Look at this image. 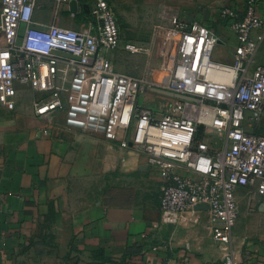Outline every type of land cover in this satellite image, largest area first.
Returning a JSON list of instances; mask_svg holds the SVG:
<instances>
[{"label": "built area", "instance_id": "2783aa9c", "mask_svg": "<svg viewBox=\"0 0 264 264\" xmlns=\"http://www.w3.org/2000/svg\"><path fill=\"white\" fill-rule=\"evenodd\" d=\"M38 1L1 0L0 108L14 111L16 84L29 85L39 96L32 104L37 118L53 123L66 113L82 132L142 155L165 182L161 222L176 225L183 214L207 205L214 240L229 251L226 264H234L236 191L253 189L264 197V64L256 60L260 44L255 38L263 27L261 0H247L240 19L233 7L224 12L235 34L232 64L213 59L220 43L208 28L174 18L180 40L165 85L117 71L115 51L149 57L151 48L122 39L118 15L107 0L88 4L91 21L82 30L56 24L39 29L34 21ZM50 1L56 15L70 2ZM217 73L230 79H212ZM148 92L168 95L175 103L158 114L139 103ZM216 138L219 148L212 145ZM178 168L191 176L178 175Z\"/></svg>", "mask_w": 264, "mask_h": 264}, {"label": "crops", "instance_id": "0c3cea01", "mask_svg": "<svg viewBox=\"0 0 264 264\" xmlns=\"http://www.w3.org/2000/svg\"><path fill=\"white\" fill-rule=\"evenodd\" d=\"M89 1L78 0L76 15L69 4L56 15L54 2L39 0L34 21L39 29L52 24L88 28L91 18L82 6ZM107 1L119 24H137L139 19H129L132 12L155 0ZM220 5L238 13L244 9L243 0H166V30L124 24L122 39L153 50L166 47V66L173 65L179 34L172 31V20L203 22V8H210L208 17H216ZM1 7L0 0V12ZM263 13L261 0L258 14ZM226 36L219 37L220 44L235 41L234 33ZM118 66L122 73L125 68ZM16 90V109L0 108V264H226L229 251L214 240L209 207L194 208L178 224L164 225L165 182L142 155L82 132L66 113L53 123L37 118L32 104L39 96L29 85L17 83ZM177 174L191 176L181 168ZM236 199L234 264H264V197L239 188Z\"/></svg>", "mask_w": 264, "mask_h": 264}, {"label": "rangeland", "instance_id": "374dc122", "mask_svg": "<svg viewBox=\"0 0 264 264\" xmlns=\"http://www.w3.org/2000/svg\"><path fill=\"white\" fill-rule=\"evenodd\" d=\"M92 1L93 0H90L89 3H92ZM246 2L247 0H243L244 9L241 13H238L239 19L244 17ZM228 8H231V6L220 5L218 8L219 15L216 17H208V14H210V8L205 6L201 14L204 21L198 22V24L208 28V30L214 33L218 38H227V33H233L229 27L232 19L224 13ZM132 13L133 14L130 15L129 19H139L140 23L124 22L122 24L120 22L121 30H123L124 24L128 25L129 29L136 25H139V28H141L153 24L157 29L162 28L166 30V0L164 2L163 0H155L154 5L142 6V8L135 9ZM123 17L127 18L126 15H123ZM261 18L263 20V27L255 34V38L260 44L256 60L264 64V13ZM172 31L175 32L174 29H172ZM235 45V41L218 44L214 50L213 59L224 64H232ZM113 54V57L116 60V69L118 65L125 68V70L122 71L123 74L144 77L159 85H165L171 79L173 65L170 64L169 66H166V57L163 58L164 54H166V47L162 49H151V55L149 57L144 54H130L123 51L121 48ZM120 66H118V68ZM139 103L144 106H150L154 108L158 114H162L166 113V105H173L175 102L172 97L163 93L148 92L140 97ZM212 145L213 148L221 147L220 139H214Z\"/></svg>", "mask_w": 264, "mask_h": 264}, {"label": "water", "instance_id": "95a60500", "mask_svg": "<svg viewBox=\"0 0 264 264\" xmlns=\"http://www.w3.org/2000/svg\"><path fill=\"white\" fill-rule=\"evenodd\" d=\"M69 6H70V12L74 15L78 14L80 12V4L78 2V0H70L69 2ZM82 9L89 14L90 12V8L89 5H84L82 6ZM219 43H221V41L219 40ZM196 210H208V206L205 204H201L195 207Z\"/></svg>", "mask_w": 264, "mask_h": 264}, {"label": "bare ground", "instance_id": "6f19581e", "mask_svg": "<svg viewBox=\"0 0 264 264\" xmlns=\"http://www.w3.org/2000/svg\"><path fill=\"white\" fill-rule=\"evenodd\" d=\"M211 78L214 80H226V81H228L230 79V75L217 73V74H212Z\"/></svg>", "mask_w": 264, "mask_h": 264}, {"label": "trees", "instance_id": "16d2710c", "mask_svg": "<svg viewBox=\"0 0 264 264\" xmlns=\"http://www.w3.org/2000/svg\"><path fill=\"white\" fill-rule=\"evenodd\" d=\"M111 5V4H110ZM229 23V22H228Z\"/></svg>", "mask_w": 264, "mask_h": 264}]
</instances>
